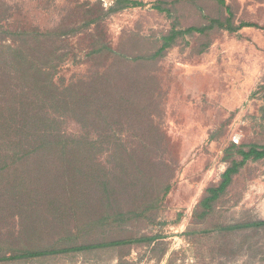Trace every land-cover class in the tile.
I'll use <instances>...</instances> for the list:
<instances>
[{
    "label": "rangeland",
    "instance_id": "obj_1",
    "mask_svg": "<svg viewBox=\"0 0 264 264\" xmlns=\"http://www.w3.org/2000/svg\"><path fill=\"white\" fill-rule=\"evenodd\" d=\"M20 1L11 27L74 29L56 45L54 83L86 80L83 94L106 98L93 99L87 126L72 114L60 121L92 148L71 163L56 150L48 165L32 159L25 196L3 209L0 195V254L137 241L0 264H264V227L227 229L264 220V159L247 161L209 214L201 207L242 159L225 150L264 144V0H138L110 13L115 0ZM229 17L258 26L181 35L161 56L134 59L172 30ZM102 45L113 51L96 52Z\"/></svg>",
    "mask_w": 264,
    "mask_h": 264
},
{
    "label": "trees",
    "instance_id": "obj_2",
    "mask_svg": "<svg viewBox=\"0 0 264 264\" xmlns=\"http://www.w3.org/2000/svg\"><path fill=\"white\" fill-rule=\"evenodd\" d=\"M217 1L226 5L225 0ZM139 4L141 2L138 0H115L107 13L119 12ZM20 7V0H0V195L6 198L3 201L7 204L2 205L3 209L9 208L14 199H21L23 194L25 196L32 176L22 168L32 159L40 158L42 163L48 165L56 150L61 160L71 163L76 151L93 147V143L86 137L73 138L62 132L60 121L66 114H72L87 126L91 114L88 108L93 99L102 101L106 98L104 95L98 98L91 93L83 94L82 86L87 84L86 80L72 82L63 88L54 83L56 68L63 62V58L57 54L56 45L62 43L60 35L73 33L74 29L58 33L56 30L43 32L39 28L11 27V18ZM158 8L163 9L162 6ZM227 11L231 17L229 6ZM230 17L226 20L209 18V25L204 27L192 26L172 30L163 38V44L155 54L134 59H153L161 56L181 35L205 33L215 26L230 32H237L243 27L258 26L251 22L234 25ZM99 20V17L92 18L87 26ZM103 50L113 51L111 47L102 45L96 52ZM225 153L228 159L234 155H240L242 159H234L222 174L219 185L208 188L207 195L201 202L203 216L211 212L213 202L227 190L233 176L240 172L247 161L264 159V144H250L245 148L233 143ZM98 181L100 182L97 187L102 190H106L110 183L106 178ZM251 226L264 227V220L233 225L227 229L240 230ZM135 241L137 239H115L59 248L14 249L13 251L17 252L0 254V261L119 246Z\"/></svg>",
    "mask_w": 264,
    "mask_h": 264
}]
</instances>
